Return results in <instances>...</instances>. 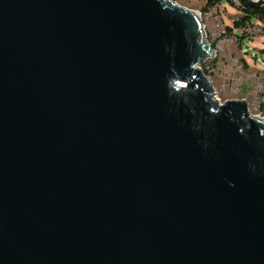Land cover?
I'll list each match as a JSON object with an SVG mask.
<instances>
[{
	"label": "water",
	"instance_id": "1",
	"mask_svg": "<svg viewBox=\"0 0 264 264\" xmlns=\"http://www.w3.org/2000/svg\"><path fill=\"white\" fill-rule=\"evenodd\" d=\"M205 36L175 0H0V264H264V120Z\"/></svg>",
	"mask_w": 264,
	"mask_h": 264
},
{
	"label": "rangeland",
	"instance_id": "2",
	"mask_svg": "<svg viewBox=\"0 0 264 264\" xmlns=\"http://www.w3.org/2000/svg\"><path fill=\"white\" fill-rule=\"evenodd\" d=\"M175 1L201 17L213 55L200 67L208 70L204 73L216 97L220 102L245 99L249 112L264 120V22L254 19L246 27L233 28V20L241 15L238 0L215 4H208V0Z\"/></svg>",
	"mask_w": 264,
	"mask_h": 264
},
{
	"label": "trees",
	"instance_id": "3",
	"mask_svg": "<svg viewBox=\"0 0 264 264\" xmlns=\"http://www.w3.org/2000/svg\"><path fill=\"white\" fill-rule=\"evenodd\" d=\"M222 0H208V4L218 3ZM239 1L238 10L240 11L241 15L233 20V28L239 29L246 27L247 24L252 23L254 19L264 22V6L262 7H252L243 2ZM231 2V1H230ZM228 30H230L228 28ZM239 38L242 37L241 34L238 32L235 33ZM243 41V40H242ZM204 71L208 72L206 67H204Z\"/></svg>",
	"mask_w": 264,
	"mask_h": 264
},
{
	"label": "built area",
	"instance_id": "4",
	"mask_svg": "<svg viewBox=\"0 0 264 264\" xmlns=\"http://www.w3.org/2000/svg\"><path fill=\"white\" fill-rule=\"evenodd\" d=\"M263 119V117H261Z\"/></svg>",
	"mask_w": 264,
	"mask_h": 264
}]
</instances>
